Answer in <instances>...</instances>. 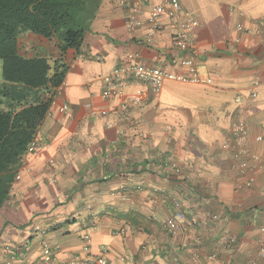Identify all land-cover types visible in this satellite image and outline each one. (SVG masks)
Here are the masks:
<instances>
[{"label": "crops", "instance_id": "crops-1", "mask_svg": "<svg viewBox=\"0 0 264 264\" xmlns=\"http://www.w3.org/2000/svg\"><path fill=\"white\" fill-rule=\"evenodd\" d=\"M136 2L142 25L130 30ZM157 2L102 0L80 51L63 57L45 38L21 37L23 56L69 69L38 130L42 148L24 157L1 210V263L84 259L89 237L90 254L111 264H264V0H180L198 21L193 54L205 82L166 81L158 95L130 83L104 98L102 79L121 65L189 74L190 52L173 46L182 18L148 41ZM239 122L260 159L245 173L233 166ZM175 200L197 225L173 235L165 222Z\"/></svg>", "mask_w": 264, "mask_h": 264}, {"label": "trees", "instance_id": "trees-1", "mask_svg": "<svg viewBox=\"0 0 264 264\" xmlns=\"http://www.w3.org/2000/svg\"><path fill=\"white\" fill-rule=\"evenodd\" d=\"M101 3L0 0V214L69 69L61 59L23 56L20 39L28 33L45 38L61 57L70 50L79 52Z\"/></svg>", "mask_w": 264, "mask_h": 264}, {"label": "built area", "instance_id": "built-area-1", "mask_svg": "<svg viewBox=\"0 0 264 264\" xmlns=\"http://www.w3.org/2000/svg\"><path fill=\"white\" fill-rule=\"evenodd\" d=\"M129 10L130 16L127 20V26L130 30H134L142 25V21L139 18L144 12L142 3L136 2ZM181 18L183 20L173 38V46L176 49L187 50L190 52V55L181 61V66L186 68L189 71V74L183 75L166 72L156 67L147 66L141 63L121 65L102 79L106 85V88L103 91L104 98L110 99L112 97H120L124 95L130 83H134L137 86H148L153 94L158 95L162 92L166 81L182 83L205 82L199 74L196 57L193 54V49L195 48L194 31L198 26V21L191 14L184 12L180 0H158L157 4L151 8L149 12L151 27L148 33V41H151L156 34L160 33L165 28L163 21H169L170 23L175 24ZM58 89H60V87ZM139 101L141 100H136V102ZM69 110V104H65L60 108V112L63 114H68ZM102 114L106 115L107 113L104 112ZM248 134V129L243 122H239L235 125L234 135L238 139L239 149L235 155L236 162L233 166L235 169L244 173L251 168V161H256L257 163L260 162V159L257 156L251 155L249 148L247 147ZM262 140V137L258 138V141ZM41 148L42 145L35 140L29 147V153L36 152ZM162 164L169 165L166 158H162ZM253 181L254 179L251 178L248 185H252ZM174 204L175 211L165 222V228L171 234H178L179 231H181L182 226L189 228L197 225L195 219L190 220L187 218L179 201L175 200ZM223 240H225L230 246H233L235 243L234 238L230 235V231L227 229L224 232ZM84 243V252L88 253V256L84 259L71 260L66 264H111L104 256H93L90 254L91 239L89 237H85ZM193 256L195 261L199 260L198 254H194ZM215 258L216 255L209 256V259ZM36 264L43 263L39 262Z\"/></svg>", "mask_w": 264, "mask_h": 264}, {"label": "rangeland", "instance_id": "rangeland-1", "mask_svg": "<svg viewBox=\"0 0 264 264\" xmlns=\"http://www.w3.org/2000/svg\"><path fill=\"white\" fill-rule=\"evenodd\" d=\"M2 65L3 61L0 59V84L2 83Z\"/></svg>", "mask_w": 264, "mask_h": 264}]
</instances>
